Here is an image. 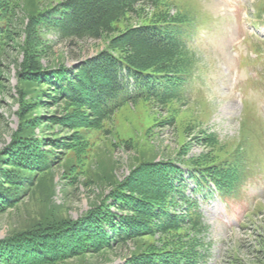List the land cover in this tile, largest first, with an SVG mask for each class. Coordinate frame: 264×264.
<instances>
[{"label":"rangeland","instance_id":"1","mask_svg":"<svg viewBox=\"0 0 264 264\" xmlns=\"http://www.w3.org/2000/svg\"><path fill=\"white\" fill-rule=\"evenodd\" d=\"M64 1L9 0L15 7L7 28L10 49L0 58V165L8 164V148L19 141L44 140L55 147L40 144L53 158L48 171H15L26 183L11 187L16 203L0 212V240L76 221L110 204L114 189L140 165L174 162L187 172L185 166L233 160L236 181L223 190L224 197L215 188L214 194L194 193L208 226L201 238L209 245L207 264H264V0H162L167 7L161 4V10L192 21L186 36L197 64L182 87L185 98L166 106L128 103L100 127L78 131L56 119L66 110L49 107L47 86L20 76L29 52L37 53L42 69L54 71L108 46L106 39L60 40L40 21L29 29L36 15ZM145 13L150 20L155 11ZM117 28L124 30L125 24ZM203 134L213 138L208 146L198 141ZM187 184L191 196L196 184ZM168 242L146 237L63 264H121L141 252V245L160 248Z\"/></svg>","mask_w":264,"mask_h":264},{"label":"trees","instance_id":"2","mask_svg":"<svg viewBox=\"0 0 264 264\" xmlns=\"http://www.w3.org/2000/svg\"><path fill=\"white\" fill-rule=\"evenodd\" d=\"M161 4L162 0H65L49 12L34 15L30 30L40 21L63 41L109 42L97 55L54 71L42 69L37 53L29 52L20 76L50 89L51 101L46 103L65 108L66 115L56 119L72 131L98 128L128 103L151 101L166 106L179 102L185 98L186 78L197 64L186 36L192 21L161 10ZM14 7L9 0H0V58L10 49L7 28ZM147 8L155 11L150 20L145 19ZM132 19L139 23L130 24ZM120 23L125 24L124 30L117 28ZM168 121L175 125L174 118ZM212 139L205 134L198 137L202 146ZM39 143L55 147L44 140ZM40 144L19 141L8 148V164L0 165V212L16 203L12 188L26 183L15 171L39 174L52 168L53 158L40 150ZM185 168L187 172L174 162L138 166L114 189L110 204L103 203L76 221L0 240V264H63L158 236L170 243L146 249L141 245V252L121 264H207L209 245L201 238L208 226L195 194L214 187L223 195L236 181L233 160ZM188 181L196 184L192 197Z\"/></svg>","mask_w":264,"mask_h":264}]
</instances>
